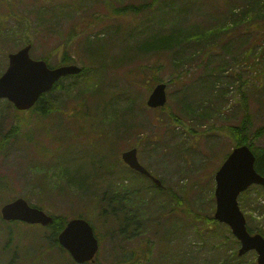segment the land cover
<instances>
[{
  "label": "rangeland",
  "instance_id": "rangeland-1",
  "mask_svg": "<svg viewBox=\"0 0 264 264\" xmlns=\"http://www.w3.org/2000/svg\"><path fill=\"white\" fill-rule=\"evenodd\" d=\"M143 1L0 0V76L9 65V53L28 40L34 59L49 57L50 65L57 66L66 52L72 62L86 68L79 76L63 78L58 88L47 93L50 103L67 108L65 113L53 104L46 116L25 113L0 99V142L5 141L0 144V193L9 200L23 197L58 217L69 220L82 215L90 220L100 238L98 261L103 264L123 261V255L129 258L143 249L141 245L145 258H139L138 264H235L228 239L218 236L220 228L226 231L229 226L212 223L215 175L234 148L228 127L239 125L244 116L241 84L253 119L250 138L264 125V76L262 86L253 87L257 68L261 70L264 63V34L248 31L245 25L250 18L240 14L249 8L254 15L256 1L176 0L172 9L161 1L154 13L147 7L136 15L117 14ZM231 8L238 17L227 18ZM234 19L237 26L232 28L228 21ZM177 23L185 33L175 45L148 52L140 48L148 33H168ZM229 28L233 34L227 36L224 31ZM91 42L97 46L90 48ZM91 53L104 65L95 67ZM91 68L99 70L89 77L85 72ZM154 76L167 84V104L157 109L147 104L157 84ZM77 89L87 94L85 101L77 96ZM75 105L79 106L73 109ZM255 139L264 146V135ZM132 147L138 148L140 161L162 181L164 191L147 180H134L132 171L127 179L120 174L126 167L121 156ZM261 187L254 185L239 198L253 233L264 228ZM125 194L130 201L120 203L118 197ZM112 195L116 209L126 203L137 209L128 208L117 216L96 208L95 197L102 206ZM140 197L148 200L143 208ZM152 198L158 199L154 208L149 206ZM160 203L165 212L157 216ZM135 215L133 220L141 224L129 229L143 233L124 240L121 232L128 227L122 223ZM171 222L177 237L169 244ZM3 225L13 229L17 243L23 240V252L8 257L3 251L0 264L73 261L52 240L51 228ZM0 234L2 251L8 237ZM254 260V251L241 259Z\"/></svg>",
  "mask_w": 264,
  "mask_h": 264
},
{
  "label": "water",
  "instance_id": "water-1",
  "mask_svg": "<svg viewBox=\"0 0 264 264\" xmlns=\"http://www.w3.org/2000/svg\"><path fill=\"white\" fill-rule=\"evenodd\" d=\"M31 44L26 45L9 55V66L0 77V99L7 98L20 109H29L40 99L43 93L50 91L60 78L79 74L83 68L77 64L50 67L45 60H35L30 55ZM166 83H159L152 91L148 105L153 108L162 107L167 102ZM124 161L132 168L148 175L151 173L138 159V149L132 148L123 153ZM257 156L248 144L233 149L226 161L216 173L215 218L231 227L234 236L240 241L239 255L256 250L258 263L264 264V236L251 234L247 227V219L239 204V196L250 186L263 185L264 175L256 168ZM161 185L162 182L154 177ZM2 216L8 221H24L30 224L49 225L53 216L41 208L32 206L23 197H19L3 205ZM60 243L69 250L73 258L79 262H95L99 250V240L93 226L83 218L70 220L59 235Z\"/></svg>",
  "mask_w": 264,
  "mask_h": 264
},
{
  "label": "trees",
  "instance_id": "trees-1",
  "mask_svg": "<svg viewBox=\"0 0 264 264\" xmlns=\"http://www.w3.org/2000/svg\"><path fill=\"white\" fill-rule=\"evenodd\" d=\"M161 1H164V3H166L168 5V8L170 7V9L174 8L176 5H177V2H175L176 0H153V2H150V1H147V0H144L143 2L145 3H140V5H134V4H131V5H128V6H125L121 9H119L117 11V14L119 15H127V14H133V15H136V14H139V13H142L144 12V10L147 9V7H150V10L153 11L155 10L156 8V3L157 2H161ZM252 0H250L251 2ZM255 6H257L258 8H256L257 10L255 11V14L254 15H251L250 14V9L249 8H244L242 10V12L240 14H244V15H248V17L250 18L246 25L245 26H249L247 28L248 31H253L254 29L257 31V32H261L262 33V36L264 34V0H255ZM237 6V4H236ZM149 11V10H148ZM150 11V12H151ZM155 11H153L152 13H154ZM260 12V14H263L261 16V18H259V16L257 15V13ZM228 14H230L227 18L230 19L232 17H238L239 13L236 12V9L235 8H231L230 10L227 11ZM256 15V16H255ZM178 25L172 27V29L169 31L168 30V33H157V34H149L147 35V38H144L141 40V46L140 48L141 49H144L146 52L148 51H159V50H167L169 47H171L172 45H175V43L179 42L181 40V38L184 37V33L185 31L183 30V28L180 26V23H177ZM225 24V22H224ZM223 23L221 24L220 27H222L224 25ZM228 25H231L232 28H235V26H237V20H232V23L231 21L229 20L228 21ZM232 28H229L227 30H225L224 32H226L227 36L233 34V30ZM250 29V30H249ZM202 33H204L203 29H201ZM196 32H200V30H197ZM145 34L141 35V36H144ZM187 35H188V32H187ZM206 34H201L200 36H205ZM140 36V37H141ZM139 37V38H140ZM264 38V37H263ZM93 41V40H91ZM30 43V41H26V44ZM97 42H91L89 43V46L90 48H94L95 46H97L96 44ZM105 46H101V50L100 51H103ZM105 51V50H104ZM103 51V53H104ZM256 51V48L253 49V52ZM95 53H91V61H92V64L96 67V65H104L103 61L99 62V57L95 58ZM98 55V54H97ZM103 55V54H102ZM101 55V56H102ZM100 56V57H101ZM44 59H46L48 61V63H50V58L49 57H45ZM72 57H70V54L69 53H66L63 55V58L60 62V64H68V63H72ZM257 63V62H256ZM86 70V68L84 67V71ZM99 70V69H96V71ZM83 71V72H84ZM95 71L94 68H91V69H88V71H86V75H88L89 77H92V74L91 75V72ZM95 71V72H96ZM264 76V63H262V69L259 70V68H257V73L256 75L254 76V83H253V87L256 88L257 86H262V78ZM239 77V76H238ZM86 81H88L86 79ZM91 81V80H90ZM256 81L259 82V85H256ZM154 82L155 83H159V82H163L161 81V79H159L157 76H154ZM60 86V82H58L55 86V89L58 88ZM89 87L91 89V86L89 84ZM82 92V89H77L75 91V93L77 94V96H83L84 99L83 101H85V97H87V94H82L80 93ZM79 93V95H78ZM240 93H241V98L242 100H244L242 106H243V118H242V121L239 125H236V126H230L228 127V131L230 132V134L232 135V139L234 140V147L235 146H238V145H241V144H249L255 151L256 153V156H257V161H256V168L257 170L262 174L264 175V146H261V145H257L255 142H256V139L255 138H261V136L264 135V125L259 127L255 132H253V139L250 138L249 134H248V131L250 130V128L252 127V114H251V111H250V108H249V105H248V101H247V97H246V92L243 90L242 88V84L240 85ZM133 101V100H132ZM80 102V101H78ZM50 104H53L52 102L50 103L47 99V94H43L41 97H40V100L38 101V103L35 105V107L32 109V111H35L37 113H39L40 115L42 116H46L48 115V112H49V107H51ZM54 106H56L58 109H60V113H65L66 112V109H64L65 106H62L61 104L60 105H55L53 104ZM76 106H79V105H75L73 107V109L76 107ZM97 109H99V106L97 107ZM26 113V112H25ZM18 126L15 127L14 132H16ZM18 133V132H17ZM5 141H1L0 144L1 146H3V143ZM1 148V147H0ZM262 188V192L264 193V186L261 187ZM0 192H2V186H0ZM129 193V191L127 192V194ZM125 196L124 198L123 197H118V200L120 201V203L122 202H125V201H130L131 197L128 196V195H123ZM172 197L174 196V194L171 195ZM142 200L139 201V206L140 207H145V205L148 204V200L144 199V197H140ZM125 199V200H124ZM5 201H10L9 199L6 198V194L5 196H2L1 193H0V206L1 204H4ZM95 201H98V205L96 206V208H99V209H103L102 213L103 212H110V214L112 215H117L119 216L120 215V212L121 211H128V208L129 209H137V207L133 208L130 203V207L127 205V203L124 205L122 204V206L118 207L117 209L115 208V206H112V202L115 201V197L112 195V197L109 196V198L106 200L107 203L105 205L99 203V200L95 197ZM158 201V199H151L150 201V204L149 206L151 207H155V204L156 202ZM117 202V201H116ZM179 204V202H178ZM107 206H111L110 208L112 209H107V208H104V207H107ZM160 209H158V213H157V216H161L163 215V213L165 212L162 204L160 203ZM182 206H184V203H182ZM139 208V207H138ZM165 208H167L169 210L170 206H165ZM173 209L175 211V206L173 205ZM109 210V211H108ZM113 210V212H112ZM154 210V209H153ZM129 212V211H128ZM138 215H135V217H130V220L129 221H124L123 226H125L128 230L124 233L123 231L121 232V235H123V239L124 240H132V234L135 233L136 235H138L140 232H138L137 229H129L131 226H136V225H140V221H134L133 219L136 218ZM67 218H63V217H55V221L54 223L49 227L51 228V237H52V240L53 241H56L55 243L58 244V247L61 249V250H64L65 252H67L63 247H61L58 243V238H57V235L61 232V230L64 228L65 224H66V220ZM210 220V218H207ZM205 218V220H207ZM208 222V221H207ZM212 223L214 224H218L219 225V222L217 220H215L214 218H212ZM3 224H6V225H10V224H15L17 227L20 226V223L19 222H7L5 220L2 219V216L0 214V232L3 233L4 235H7L8 237V241H7V244L4 246V250L0 251V254L4 251V252H8V257H10L11 255H14L16 257L17 254L22 255V243H23V240L19 243H17L16 240H14V235L13 234V229L10 227V226H5ZM172 224L170 226V229H168L170 235L168 236V241H169V244H172V239L175 237H177V235L175 234V231L177 230L175 227V223L173 224L172 222L170 223ZM155 225H158L155 223ZM223 225V224H222ZM39 225H37L38 227ZM6 227V228H4ZM173 227L175 229H173ZM249 227V226H248ZM225 229V228H224ZM226 231H223L222 228H220V234L218 235L219 237H221L222 239L227 238V242L226 243L229 248V249H233V253L232 255L236 258L237 262L235 264H258L257 263V260H254V261H249L247 263H244L241 261L242 257L238 255V246H239V241L234 237V235L231 233V230L228 228L225 229ZM249 230L251 231L252 229L249 227ZM258 231L264 235V228L260 227L258 229ZM138 232V233H137ZM252 232V231H251ZM143 233V232H142ZM253 233V232H252ZM9 235V236H8ZM22 236V234H21ZM0 237L1 234H0ZM22 238V237H21ZM23 239H24V234H23ZM233 240V241H232ZM232 245L234 247H232ZM144 248L143 245H141ZM26 247V246H25ZM173 248V247H172ZM142 248H140L141 252L143 250ZM139 251H133L131 254H130V257L127 258L128 256H124L123 255V258L125 257V259L122 261V259L120 258L119 260L121 261H115L114 264H138L140 262V259L139 258H145L144 256H141V252ZM149 251V250H148ZM150 252V251H149ZM68 253V252H67ZM3 256H4V253H2ZM227 257L229 259L230 258V255L227 254ZM7 258V257H6ZM230 263V262H229ZM28 264V263H27ZM30 264H35V263H30ZM70 264H77L75 263L74 261L70 262ZM89 264V263H87ZM95 264H103L101 263L100 261H97Z\"/></svg>",
  "mask_w": 264,
  "mask_h": 264
},
{
  "label": "flooded vegetation",
  "instance_id": "flooded-vegetation-1",
  "mask_svg": "<svg viewBox=\"0 0 264 264\" xmlns=\"http://www.w3.org/2000/svg\"><path fill=\"white\" fill-rule=\"evenodd\" d=\"M122 161H123V160H122ZM123 164H125L124 161H123ZM126 167H127V168H126ZM126 167L123 169V171H121V175H123L124 178L127 179V174H128V172L132 171V172L135 174V176H136V178H134L135 180H141V179H144V180L150 181V182H152L153 184H155L153 178H152L150 175H147V174H145V173H143V172H140L139 170H135V169H133V168H131V167H129V166H126ZM146 167H147V166H146ZM147 168H148V167H147ZM148 169L151 171L150 168H148ZM151 173L154 174L152 171H151ZM158 187H159L160 190H164V186H158Z\"/></svg>",
  "mask_w": 264,
  "mask_h": 264
}]
</instances>
